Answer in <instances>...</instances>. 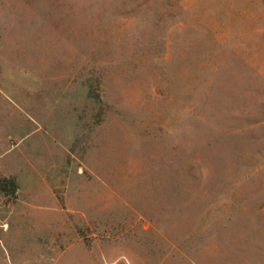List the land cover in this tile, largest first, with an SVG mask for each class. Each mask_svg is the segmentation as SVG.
Listing matches in <instances>:
<instances>
[{"label":"rangeland","instance_id":"374dc122","mask_svg":"<svg viewBox=\"0 0 264 264\" xmlns=\"http://www.w3.org/2000/svg\"><path fill=\"white\" fill-rule=\"evenodd\" d=\"M68 78L83 106L154 126L122 169L204 172L203 200L234 205L207 214L256 252L233 261L264 264V0H0V137H23L1 161L62 143L32 99Z\"/></svg>","mask_w":264,"mask_h":264},{"label":"crops","instance_id":"0c3cea01","mask_svg":"<svg viewBox=\"0 0 264 264\" xmlns=\"http://www.w3.org/2000/svg\"><path fill=\"white\" fill-rule=\"evenodd\" d=\"M59 83L58 98L37 106L34 92L32 102L51 125H61L62 143L36 142L32 155L0 160V179L16 184L13 195L0 188V264H240L233 260L256 257L235 248L232 229L207 214L234 205L203 200L204 172L122 169L139 140H154L152 124L141 135L129 118L74 100L71 78ZM156 127L176 148L177 130ZM22 138L11 144L0 137V157ZM239 216L245 213L221 218ZM58 233L69 234L62 245Z\"/></svg>","mask_w":264,"mask_h":264},{"label":"trees","instance_id":"16d2710c","mask_svg":"<svg viewBox=\"0 0 264 264\" xmlns=\"http://www.w3.org/2000/svg\"><path fill=\"white\" fill-rule=\"evenodd\" d=\"M0 188L13 195L16 191V184L12 179L3 178L0 179Z\"/></svg>","mask_w":264,"mask_h":264}]
</instances>
